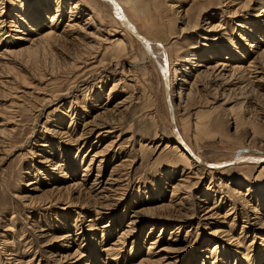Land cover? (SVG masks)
<instances>
[{
  "label": "rangeland",
  "instance_id": "374dc122",
  "mask_svg": "<svg viewBox=\"0 0 264 264\" xmlns=\"http://www.w3.org/2000/svg\"><path fill=\"white\" fill-rule=\"evenodd\" d=\"M150 1L146 3L164 7L162 26L151 30L170 48L173 58L190 45L204 42L196 35L198 32H180L182 10L190 9V0ZM218 1L214 2H222L223 6L218 5L212 12L208 21L212 28L207 22L201 23L205 30L202 34L219 35L224 30L213 28L219 23L224 24L227 33L234 27L230 36L237 48L246 58L253 57L248 69L257 94L246 86L248 92L241 96L238 93L244 84L232 87L216 80L212 82V95H208L197 78L182 73L189 65L177 69L176 88L183 84L185 101L189 89L192 93L200 91L208 99L206 115L221 120L214 134L220 136L222 146L247 145L249 130L255 128L259 134L249 148L264 150V62L255 58L258 48L249 46L253 35L235 26L247 23L246 30L252 29L261 38L256 42L264 49V12L256 4L260 0ZM244 1L249 4L243 9ZM26 4L29 8L33 2L27 0ZM68 7L63 8L56 22L57 34L50 41V48L34 61L37 65L7 52L9 47H28L29 42L18 39L25 36L13 32L8 21L12 11L4 10L6 34L0 41V264H106L103 248L111 246L119 236L123 241L118 246L119 258L110 264H137L152 241L154 248L149 251L156 252L155 257L163 256V264H201L204 256V264H210L213 260L207 245L214 242V264H264V205L255 214L251 208L260 198L256 188L264 189L261 167L253 170L251 177L256 178V183L255 187L249 186V191L246 180L240 177L241 171L222 174L229 187L240 189V199L226 191L206 194L210 180L206 176L202 188L190 189H196L193 211L186 210L184 207L190 205L182 198V186L195 178L186 172L181 176L176 158L164 160L171 151L159 154L168 141L167 113L155 64L141 60L144 56L138 44H133L138 62L112 60L110 44L104 40L112 37L95 28L100 24L110 28V16L99 10L92 14L97 19L89 21L86 15L90 9L75 16L68 13L71 6ZM224 8L229 13L237 11V15L232 17L230 13L220 18ZM70 15L73 22L69 23ZM135 18H130L132 24L141 34L145 33ZM240 32L244 34L242 38L238 37ZM200 61L212 66L214 63V59ZM223 69L219 67L214 73L227 75L228 66ZM204 70L199 67V71ZM113 83L116 86L112 89ZM225 94L230 96L227 109H234L239 101L245 102L240 114L246 124L236 133L230 120L222 117ZM196 109L189 114L195 115ZM178 113L184 114L181 110ZM187 133L183 131L186 141L208 161L225 156L226 151L212 148L217 145V137L212 147L203 148L196 146ZM257 140L261 143L257 144ZM214 201L217 206L212 208ZM233 205L232 212L225 214ZM89 220H94L95 227L89 228ZM225 230L239 238L241 245L225 236ZM244 248H248V253Z\"/></svg>",
  "mask_w": 264,
  "mask_h": 264
},
{
  "label": "bare ground",
  "instance_id": "6f19581e",
  "mask_svg": "<svg viewBox=\"0 0 264 264\" xmlns=\"http://www.w3.org/2000/svg\"><path fill=\"white\" fill-rule=\"evenodd\" d=\"M51 1L52 2L50 3V0H31V2H33V5L28 8V4H26L27 0H0V41L2 40L4 34H6L5 32H3L4 24L6 22V19L4 20V14L6 13L4 10H7L9 8L12 11L11 12L12 15L11 17H9L8 20L11 24L9 22L8 23L12 25V27L14 28L13 32L15 34H21L25 36V37H19L18 39L23 38L21 40H24L25 42L26 41L29 42L28 47L25 46L24 48L22 47L16 50L14 49L10 50L11 49L10 47L6 48L9 55H13L14 57L21 56L22 58L24 57L27 60L26 61L27 63L28 61H30L36 64V62L34 61L37 59L38 54L44 52L47 48H50L49 47L50 41L57 34L56 29L58 26L56 22L58 18L61 17L63 13L62 11H64L63 8L66 9V6L69 7L71 6L68 13L75 14V16H77V14L82 16L83 14H86L85 10L90 9L89 11L90 14L86 15L89 18L88 19L89 21L93 20L91 19L93 17H96L97 19V16L92 17V14L93 15H95L94 13L98 14L99 10H102L103 12L107 13L110 16L113 25L108 29L104 28L103 24L102 26L101 24L99 26L95 25V28L96 31L100 33L107 32L109 33L108 36L112 37V39L111 38L104 39L105 42L107 41L109 42L108 44H110L109 46L108 45L107 46L109 47V54L112 60L129 59L134 63L138 62L137 61L138 59L135 56L136 54H134L133 52V44L134 45L138 44L137 46L141 48L143 52L142 56H144L141 60H147L150 63L155 64L156 71L159 74V78H160L163 101L167 113L166 135L168 137V141L167 143H165L163 149L160 151L159 154H163L164 152L171 151L168 157L166 158L164 157V160L172 161L173 159L176 158L177 163L180 166L179 171L181 173V176H183V174L186 172V173H191L195 178L194 182H189V184L182 186L183 187L182 189L185 192L184 197L182 198H184L183 200H185V202L190 205L184 208L190 211V213H192L193 208H191V206H192V200H194L195 191L196 189L202 188L203 185L202 181L206 179V176L210 177L209 185L207 186V191L205 192L206 194L215 193L217 191L222 194L223 191L224 192L226 191V192H231L234 197L240 199L238 196L239 194L242 195L240 189L229 187V184H227V182L224 180V177L222 175L225 173L231 174L234 171H239V172L241 171L240 177H243L244 178L243 180H246L247 191L250 190L249 186L255 187L254 184L256 183V178L252 179L251 177L253 170L261 167V169L259 170V174L260 175L264 174V150H258L257 148L256 149L249 148V146H253L254 143H252L251 140L253 141L256 140V137L259 134L258 130L255 128H252L254 130L252 129L249 130V134L247 136L249 143L247 145H241V146L238 145V147H233V146L227 147L225 145L222 146V144L220 143L221 142L220 136L217 137L214 134V132L217 130L216 129L217 125L219 122H221V120L220 121L217 119L213 120L212 117H208L206 115V113L208 112L205 111L208 105L207 104L208 99L207 98L204 99V96H201L200 91L197 92L195 91V93H192L189 89L187 91L188 92L187 100L185 101V99H183L185 98L183 97V93H184L182 89L183 84L181 83L179 88H176V85L179 84L178 82H175L177 80L175 79L177 76L176 75L177 69L182 70L186 65H189V68L185 71L183 69L182 73L188 74L193 78H197L196 80L202 83L203 90L205 91V93L207 92L208 95L212 92L211 89L212 82L214 83V81L216 80L217 81L220 80V82L226 86L232 85V87L237 84L240 86L244 84V87L242 86L239 89L238 94L241 96L245 93L247 94L248 91H245L244 89L246 86H249V88H251L250 92L254 93L255 95L257 94V90L251 84L250 74H249L250 71L248 69L249 66L253 65V57L251 56L250 58H246L243 54L242 49L237 48L238 44L230 36L233 34L234 27L233 29H231L232 31L230 33H227L226 32L227 30L223 28L224 24L219 23L218 25L213 27V28H217V27L222 28V31L224 30L219 35L211 36L210 34H202L204 33L205 30L202 28L204 26H201L202 25L201 23L207 22L208 27L212 28V24L209 23L208 21H210L211 17H213L212 12H214V10L217 9L218 5H221L222 2L216 4L214 2L215 0L214 1L190 0L192 4L190 5V9L187 7L184 8V10H182L184 12L183 15L184 22H183V29H181L180 32H184V33L198 32L199 34L196 35L200 40L204 42L201 43L199 41L197 44H194L193 46L190 45V47L182 55H178V57L173 58L174 55L173 56L171 55L172 52L170 53V48L166 44L162 43L156 37V34H154L155 32L152 31L156 27L162 26L164 20V12H165L164 7L152 6L151 4L150 5L147 4L150 0L149 1L148 0L146 1L145 0H111V2L110 0H74V1L51 0ZM241 4L240 5L244 9L245 7H247V4L249 3L241 2ZM256 4L259 7L258 10L264 12V1L260 0ZM83 5H89L90 8L87 6L88 8L87 9L83 7ZM169 6H170L169 8L172 7L171 4H169ZM82 7L85 9H83ZM39 11L40 12L42 11L43 14H38ZM230 13L228 12V9L226 10L225 8L223 10L221 9L219 17L221 18L223 15L228 16V14H230L231 16L237 15V11ZM41 15H43V17H41ZM72 17L73 16L71 15L68 17L69 23L73 22ZM129 17L130 18L136 17L137 20H139L144 26L146 30L145 33L141 34V32L137 31V29L134 27ZM121 18L125 20V22L138 35L139 38H136L130 33L129 29L125 26V23L124 21H122ZM44 21L49 22V24L48 25L44 24ZM220 22H222V20H220ZM69 23H66V25L70 26L71 24L69 25ZM246 24L243 22H239V24L237 25L236 23L235 26L239 28V31H245L247 34L253 35V41L249 44V46L253 49L258 48L259 51L256 52L255 58H258L259 61L264 62V49L261 48L262 44L256 42V41H261V38L258 35H256L255 32L253 33L252 29L247 31L245 27ZM15 34L12 36V38H15L16 36ZM99 36L102 37L101 34H99ZM243 36L244 34H241V32L238 34L239 38H242ZM33 38L36 39L34 40ZM202 58H206L208 61L210 59L211 60L214 59L213 66L212 64L209 65L210 63L208 61L207 64L206 62L205 63L201 62L200 59L202 60ZM232 60L235 61L232 62ZM243 63H245V66L243 65ZM224 66H228L227 75H224L220 72L214 73L217 68L220 67V69H223ZM199 67H205L206 70L199 71ZM115 86H116L115 83H113L112 89ZM228 94L224 95L223 102L221 105V110H222L221 113L223 115L222 117L225 116L230 120L231 122L230 124L234 126V130L236 133L241 125L246 124V119L240 114V110L244 108L243 104L245 102L244 100L239 101L236 103V107H234V109L232 107L227 109L226 106L227 104H229L230 101V96ZM184 95L186 94L184 93ZM210 104L212 105V102ZM169 108L171 109V114H172L171 118L173 123H171V119L169 116ZM195 108H197L195 110L196 111L195 115H190L192 114L190 113V111H192ZM179 110H181L184 114L178 115ZM210 110H212V107ZM233 111L237 113H233ZM178 116H183V117L178 118ZM183 131H187L191 135L196 146L199 147V145H201V147L203 148L205 147L204 145L212 147V141H215L214 139L217 137L218 138L217 145H214L212 148L215 150L219 148V150L222 149L223 151H226L225 156L223 157L221 156V158L217 160L208 161L203 156H201L198 153V151H195L192 148V146L186 141V138L183 135ZM256 143L260 144L261 141L257 140ZM250 178L252 179V181L249 180ZM210 185H212L211 188H209ZM176 186L178 185H175L174 187ZM191 188H196V189L194 192H192L190 190ZM212 188H215L213 192L211 190ZM256 192H257V196H259L260 198H257L255 201V205H252L251 207L254 214L259 213L260 208H262L264 205V189L262 187L256 188ZM215 202L216 201L213 202L212 208L217 206V205L214 206L216 204ZM233 208L234 205L225 214H227L228 212H232L231 210H233ZM233 219L234 218H232L231 222H229V227H228L229 229L233 224L232 223ZM94 220H89V223L91 224V225L88 224L89 228L95 227ZM198 225L199 224H197V227H199ZM222 233H224V235L226 234L225 236L228 235L229 239L231 238V240L234 238L226 230ZM119 237H116L117 239H115V241L111 246L107 247L106 249L103 248L105 252L104 255L106 261L109 264L112 260L116 261L119 258L120 251L118 246L122 244L121 242H123L122 239H120ZM101 239L102 241H104L105 237H102ZM234 242L237 246H240L242 243L241 241H239V238L238 239L234 238ZM154 243L155 241L151 242L149 248L147 249L146 255L142 256L137 264H148V263L156 264L161 261H162L161 263L163 264V262L165 261V260L163 261L162 259L163 256L155 257L154 254H156V252H151L153 253V257L151 258L152 255L150 253L151 251L150 249L154 248L153 246ZM207 247H208L207 251L209 252L207 253L209 254V257L212 258L211 260H213L210 264H214L215 263L214 260L217 259L216 258L217 242H214V244L207 245ZM247 251H249L248 248H244V252L248 253ZM225 255L227 256L228 253L226 252ZM243 255H247V254H243ZM205 258H207V256H204V259L202 260L201 264H204Z\"/></svg>",
  "mask_w": 264,
  "mask_h": 264
},
{
  "label": "water",
  "instance_id": "95a60500",
  "mask_svg": "<svg viewBox=\"0 0 264 264\" xmlns=\"http://www.w3.org/2000/svg\"><path fill=\"white\" fill-rule=\"evenodd\" d=\"M122 19V18H121ZM122 21H124V23H125V26L129 29V31H130V33L133 35V36H135L136 38H139L138 37V35L129 27V25L125 22V20L124 19H122ZM169 116H170V119H171V123H173L172 122V114H171V109L169 108Z\"/></svg>",
  "mask_w": 264,
  "mask_h": 264
},
{
  "label": "snow or ice",
  "instance_id": "6c2138e0",
  "mask_svg": "<svg viewBox=\"0 0 264 264\" xmlns=\"http://www.w3.org/2000/svg\"><path fill=\"white\" fill-rule=\"evenodd\" d=\"M110 2H111V0H110Z\"/></svg>",
  "mask_w": 264,
  "mask_h": 264
}]
</instances>
